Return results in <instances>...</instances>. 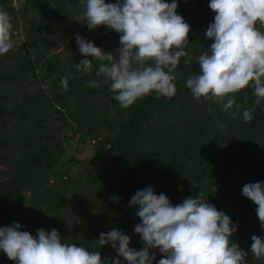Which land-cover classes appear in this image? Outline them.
I'll return each mask as SVG.
<instances>
[{
    "label": "rangeland",
    "instance_id": "obj_1",
    "mask_svg": "<svg viewBox=\"0 0 264 264\" xmlns=\"http://www.w3.org/2000/svg\"><path fill=\"white\" fill-rule=\"evenodd\" d=\"M117 1L105 0L106 3ZM181 2V16L191 26L190 33L195 24L205 21L206 16L209 15V18L213 19L215 17L206 12L204 6L201 12H195L197 0ZM10 3L11 9L8 12L12 17V38L15 46L7 54L0 55V204L5 198L3 188L13 180L14 163L39 154L44 147L54 146L57 151L34 171V178L40 180V192L63 188L69 204L79 198L90 199L109 212H112L113 208L111 197L136 184H144L147 188L151 186L159 194H166L174 206L182 203L185 198H195L202 192L205 201L226 213L237 226V231L231 239L249 253L247 264H264V258L257 259L250 251L253 235L264 238V228L261 227L256 214L258 205L242 195L246 184L264 183V167L260 171L255 166L244 167L233 155L229 157L231 165L215 159L212 152L219 141L238 129L237 118H232L236 109L232 108L226 112L222 106L211 100H197L186 86L187 77L200 72L197 57L207 51L214 41L207 43L198 53L189 55L192 59L187 66L184 63L186 58L180 62L174 81L180 89L175 97L169 99L178 106L182 105L180 115H157L147 125L148 132H155L161 139L164 135L167 139L172 138L184 130L182 125H187L189 129L195 127L196 130H203L200 140L206 155L202 157L198 167H195V162L190 158L180 157L175 151H168V147L151 149L163 161L170 177L179 173L174 169L173 163L185 166L191 173L174 186H161L149 170L142 178L127 179L124 173H128V166L119 161V151L111 149L106 142L114 122H127L130 111L138 106L145 96L125 109L118 102L114 105L101 96L69 95L58 82L59 77L68 76L69 84L73 87L93 88L88 86L90 80L101 81V86L96 89L108 85L102 83L103 76H96L99 60L95 61L94 57H88L93 62L90 71L78 72L76 69V64L84 59L75 40V35H81L86 25L80 21L83 5L70 8L67 10L66 20L57 21L49 17L48 10L53 5L50 0H45L41 8L30 11H26L23 0H11ZM40 11L44 14L36 19L39 25L37 47L49 60L55 62V78L49 76L44 65L26 73L22 72L20 66L23 61L36 56L37 48L31 45L30 30L35 14ZM202 26L203 24L199 27ZM40 90L52 96V106L44 110L35 105L26 108L23 113L25 96ZM239 93L235 94L236 98ZM256 142L258 146L254 147L250 156L264 154V139L256 138ZM143 151L147 152L148 149ZM34 197L36 194L24 188L9 201L15 216L32 225V232L37 234L39 229L51 232L55 228L59 234L66 237L77 235L81 240H87V236L78 230H69L68 233L62 230L60 223L54 220L45 207H31ZM137 211L136 209L132 214L130 238L137 247L135 249L139 251L143 242L134 229L142 221L136 215ZM0 221H3L4 227L14 224L13 219L8 216L0 215ZM151 251L162 255L159 249ZM1 253L0 264H16L13 260L9 261L3 251ZM105 253L112 256L108 250Z\"/></svg>",
    "mask_w": 264,
    "mask_h": 264
},
{
    "label": "clouds",
    "instance_id": "obj_2",
    "mask_svg": "<svg viewBox=\"0 0 264 264\" xmlns=\"http://www.w3.org/2000/svg\"><path fill=\"white\" fill-rule=\"evenodd\" d=\"M80 3L84 9L80 21L89 30L107 26L120 33V47L117 54L105 52L76 34L78 51L84 57L76 64L78 72L92 69L88 57L106 61L99 65L96 76L104 77L102 83L109 84L110 94L125 109L153 92L158 98L176 96L175 70L181 58H186V66L192 59L185 51L191 26L177 14V0ZM209 7L216 15L205 35L214 42L197 57L200 72L190 74L186 86L195 99L211 100L226 112L235 105L232 118L236 119L240 109L236 93L253 87L255 105L264 101V0H210ZM12 29L11 15L0 8V55L15 46ZM60 84L67 90L69 77H62ZM88 86L100 87L101 81L90 80ZM253 111H243L245 122L253 119ZM242 195L258 205L256 214L264 228V183L246 184ZM111 199L118 203L120 198ZM130 204L139 206L136 215L142 223L134 231L141 236L142 249L130 248L131 238L116 229L97 239L100 248L111 244L127 264H153L152 249L162 254L159 264H247L249 253L231 239L237 226L205 201L202 192L173 206L166 194L157 195L150 186L136 192ZM21 229L19 223L0 227V251L16 264H105L99 251L62 242L55 228L51 232L39 229L36 236ZM251 239V254L264 258V238L253 235ZM113 264H121V260L115 259Z\"/></svg>",
    "mask_w": 264,
    "mask_h": 264
},
{
    "label": "trees",
    "instance_id": "obj_3",
    "mask_svg": "<svg viewBox=\"0 0 264 264\" xmlns=\"http://www.w3.org/2000/svg\"><path fill=\"white\" fill-rule=\"evenodd\" d=\"M10 1L11 0H0V8L9 11L11 9ZM23 1L26 11L38 7L41 8L45 2V0ZM181 1L182 0H177L178 15H181ZM197 1L198 3L195 2L194 6L195 12H201L204 6L206 12L216 15L209 7L210 0ZM166 2L171 3L172 0H166ZM50 3H52L54 7L52 6L48 10L49 17L57 21L66 20L68 16L67 10L81 4L80 0H50ZM43 14L42 11L35 14L36 16L30 30L31 45L37 48L36 56L31 60L23 61L22 64L20 63V66L22 72L26 73L44 65L49 76L55 78L57 72L55 62L49 60L41 49L37 47L39 25L36 19L40 18ZM204 19L205 21H201V24H195L188 37L190 45L185 51H187L189 55L198 53L203 50L202 48L205 47L207 43L213 41L207 38L205 33L209 24L212 23L214 19L212 17L209 18V15ZM202 24L203 26L199 27ZM81 36L85 37L90 42H94L97 47L105 52L117 54V50L120 47L119 33L117 34L115 30L109 29L107 26H100L96 30H89L87 25H85L81 31ZM184 59L185 58H181V61ZM101 63L107 62L98 61L96 71ZM149 64H151V62H149ZM178 68L175 70V74H177ZM62 77L58 78L59 84ZM178 89L180 88L177 86V90ZM65 91L69 95L101 96L114 105L117 103L113 95L109 92V84L101 89L79 88L69 84L68 89ZM239 94V97L236 98L237 103L240 104L239 115L237 117L238 129L232 131L228 136L223 137L217 144L216 149L212 152V155L218 162H226L229 165H231L229 163V157L233 155L238 159L240 165L244 167L255 166V168L260 171L264 167V154L250 155L254 151V147L258 146L256 138L264 139V101H261L260 106L255 105L254 102L257 98L254 95L253 87H248L240 91ZM245 96L247 97L246 103L244 101ZM169 99L170 98L167 97L158 98L153 92L145 96L143 101L130 111L127 122H114L115 125L111 128L106 142L111 149L119 151V161L128 166V173H124L127 179L133 180L135 177L142 178L144 173L149 170L155 176L158 185L174 186L179 180H182L185 175H191L190 171L185 166H177L173 163L174 169L178 170L179 173L175 177H170L166 172L163 161L159 159L156 153L151 151V149L155 147H168V151H175L181 155L180 157L190 158L195 162V167H198L200 160L206 155L203 153V146L200 140L203 135L202 128H199V130H196L195 127L189 129L187 125H182L184 130L169 139L166 138V135L162 136L164 138L161 139L155 132H148L147 125L151 120L157 117V115L162 117L180 115L179 113L181 112L182 105L178 106L170 102ZM35 105H39L44 110H48L52 106V96L42 90L27 94L22 106V112L25 113L26 108ZM233 108L236 109L235 105ZM245 109H254L253 119L250 122H245L243 120L242 114ZM181 123L180 121V124ZM222 143L226 146L221 147ZM172 147L175 148L173 149ZM143 149H148V151H143ZM56 151L57 148L54 146L44 147L39 154L30 156L27 160L14 163L13 180L7 187L5 186L3 188L5 198L0 204V215L11 217L14 223L21 224L22 231H27L33 236L37 235L35 231L32 232V225H28L26 220L15 216L12 206L9 204L12 198L19 195L20 191L26 188L36 194V197L33 198L34 200L30 204L31 207H45L54 220L60 223L62 230L66 231V233H68L69 230H78L87 236V240L84 241L77 237V235L66 237L60 234L62 242L68 244L75 243L77 246H83L89 251H99L105 264H113L115 259H120L121 264H127V261L119 256L118 252L111 244L100 248L97 239L101 233H107L113 229L123 231L124 234L131 237L132 214L136 209L138 210L139 206L131 205L130 201L136 192L147 189V187L144 184H136L135 186H128L126 189L120 190L115 195L120 198L119 202L117 203L112 200V212L105 210L100 204L90 199L79 198L72 204H69L64 196L65 189L58 188L40 192L38 190L40 180L34 178V171L36 168L46 163ZM155 192L159 195L156 189ZM2 222L3 221H0V226L4 227ZM129 247L134 249L137 248L133 242L130 243ZM107 250L110 251L112 256H108V253H105ZM1 256L2 253L0 251V257ZM155 256L156 259L153 261V264H159L162 255L155 254ZM8 260L10 261L9 258Z\"/></svg>",
    "mask_w": 264,
    "mask_h": 264
}]
</instances>
